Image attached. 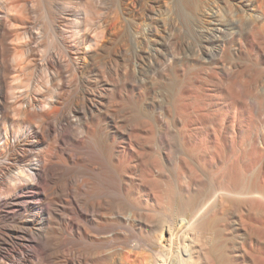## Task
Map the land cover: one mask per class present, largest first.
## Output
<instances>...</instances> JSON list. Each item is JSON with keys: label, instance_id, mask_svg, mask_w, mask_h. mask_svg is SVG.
Instances as JSON below:
<instances>
[{"label": "bare ground", "instance_id": "bare-ground-1", "mask_svg": "<svg viewBox=\"0 0 264 264\" xmlns=\"http://www.w3.org/2000/svg\"><path fill=\"white\" fill-rule=\"evenodd\" d=\"M182 1L236 143L180 0H0V264H264V8Z\"/></svg>", "mask_w": 264, "mask_h": 264}, {"label": "rangeland", "instance_id": "rangeland-1", "mask_svg": "<svg viewBox=\"0 0 264 264\" xmlns=\"http://www.w3.org/2000/svg\"><path fill=\"white\" fill-rule=\"evenodd\" d=\"M151 2L152 0H146ZM219 1L220 6L222 8H242L243 5L241 1L238 2V0H196V2L200 5V10L207 5H211L214 2ZM186 1L180 0V42L185 41L190 43V45L195 46V51L197 54L193 55L191 59H185L181 65H180V86H181V81L184 80L187 76H185L186 71L188 73L189 70H193V77H197L194 80V94L195 97L197 96L199 99L207 100L212 107L215 115V120L218 122L224 121V127H217V132L218 134H226L225 132V127L226 125H237L238 127V114L242 110V107L244 106L245 102L244 99L241 96V90L242 88L239 86L237 88L238 98L235 100V108L232 109V105L230 104L229 99H223L225 98V93L229 90L230 88V83L229 82H223L219 83L218 79L221 76V74L218 72L217 75L214 74V72L210 69L207 68L210 65L205 63L204 60H202V44H203V37L204 34L206 33V24L200 23V22H195L191 20L190 18H185L183 16V5H185ZM186 6V5H185ZM253 7L256 9H263L264 8V0H253ZM183 47L181 49L180 46V54L183 52ZM209 61V60H208ZM210 62V61H209ZM212 64V63H211ZM213 65V64H212ZM201 68V69H200ZM197 73V74H196ZM198 75V76H195ZM188 80V79H187ZM224 96H220V95ZM196 97V98H197ZM223 97V98H221ZM209 99V100H208ZM223 99V100H222ZM248 100V99H246ZM195 99L192 98V100L189 102V104H192L196 107L197 102ZM201 100H199L200 102ZM198 102V103H199ZM196 103V105L194 104ZM193 106V107H194ZM194 107V108H195ZM230 107V109H229ZM227 111L226 115L224 116V113ZM229 111H233L234 114H229ZM189 133V131H186ZM214 134V133H213ZM238 134L237 132H231L229 135H227L230 139L233 140V142H237L238 140ZM185 135L184 129H182V123L180 120V138ZM133 259H136V255L132 257ZM171 258H168L167 262H170Z\"/></svg>", "mask_w": 264, "mask_h": 264}]
</instances>
